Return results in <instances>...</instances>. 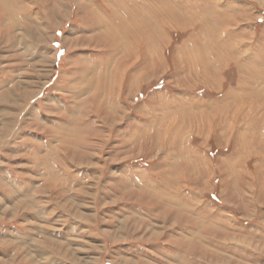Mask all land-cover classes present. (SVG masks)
<instances>
[{
    "label": "rangeland",
    "instance_id": "rangeland-1",
    "mask_svg": "<svg viewBox=\"0 0 264 264\" xmlns=\"http://www.w3.org/2000/svg\"><path fill=\"white\" fill-rule=\"evenodd\" d=\"M51 263L264 264V0H0V264Z\"/></svg>",
    "mask_w": 264,
    "mask_h": 264
},
{
    "label": "bare ground",
    "instance_id": "bare-ground-1",
    "mask_svg": "<svg viewBox=\"0 0 264 264\" xmlns=\"http://www.w3.org/2000/svg\"><path fill=\"white\" fill-rule=\"evenodd\" d=\"M3 2V8L5 9V10H7L9 13V17H11V18H14V10H12L11 8H12V5L9 3V2H6V1H2ZM156 8H158V7H156ZM134 10V9H133ZM124 11V10H123ZM136 11V10H135ZM172 11V10H171ZM137 12V11H136ZM153 12V11H152ZM151 12V13H152ZM132 13V12H131ZM142 13V12H141ZM158 15L160 14V12H156ZM144 14V13H143ZM142 14V15H143ZM12 15H14V16H12ZM127 15L129 16V14L127 13ZM148 15H150V13H148ZM171 15H172V13H171ZM131 16V15H130ZM133 17V16H132ZM145 17V19H146V21H149L150 22V20H149V18L145 15L144 16ZM144 17L141 19V21H143L144 22V24H146L147 25V23H146V21L144 20ZM130 18V17H129ZM134 18H135V16H134ZM131 19V18H130ZM15 20V19H14ZM107 20V19H106ZM124 20H126V19H124ZM208 20V19H207ZM109 23H108V25L109 26H111V29L113 28V25H111L112 23L110 22V21H108ZM135 23H136V21H135ZM148 26V25H147ZM207 26V25H206ZM107 29H108V27H107ZM206 29H207V27H206ZM203 30H204V28H203ZM223 38V37H222ZM211 39V38H210ZM214 39V38H213ZM119 41V40H118ZM123 42V41H122ZM121 45V44H120ZM123 46V45H122ZM203 46V45H202ZM125 47V46H124ZM123 47V48H124ZM199 47V46H198ZM122 48V47H121ZM237 49V48H236ZM224 51V50H223ZM226 51V50H225ZM227 52V51H226ZM237 52V51H236ZM206 53V52H205ZM204 53V54H205ZM204 54H202V55H204ZM217 54V53H216ZM206 55V54H205ZM224 55V54H223ZM228 55V54H227ZM207 56V55H206ZM208 57V56H207ZM217 57V56H216ZM220 57V56H219ZM249 57V56H248ZM197 61L199 60L198 58L196 59ZM201 60H202V58H201ZM201 60L200 61H198V62H201ZM209 61V60H208ZM210 65H211V63H210ZM213 68V67H212ZM215 70V69H214ZM257 85V84H256ZM13 95V94H12ZM25 238V237H24ZM38 253V255H40L41 253H39V251L37 252ZM46 254V253H45ZM52 264V263H51Z\"/></svg>",
    "mask_w": 264,
    "mask_h": 264
}]
</instances>
